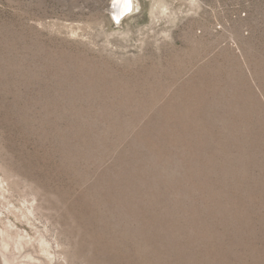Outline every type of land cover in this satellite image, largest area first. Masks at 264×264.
Wrapping results in <instances>:
<instances>
[{"label": "rangeland", "instance_id": "374dc122", "mask_svg": "<svg viewBox=\"0 0 264 264\" xmlns=\"http://www.w3.org/2000/svg\"><path fill=\"white\" fill-rule=\"evenodd\" d=\"M0 0V264H264V0Z\"/></svg>", "mask_w": 264, "mask_h": 264}, {"label": "bare ground", "instance_id": "6f19581e", "mask_svg": "<svg viewBox=\"0 0 264 264\" xmlns=\"http://www.w3.org/2000/svg\"><path fill=\"white\" fill-rule=\"evenodd\" d=\"M132 0H112L110 11L117 22L123 20L124 16L133 10Z\"/></svg>", "mask_w": 264, "mask_h": 264}, {"label": "built area", "instance_id": "2783aa9c", "mask_svg": "<svg viewBox=\"0 0 264 264\" xmlns=\"http://www.w3.org/2000/svg\"><path fill=\"white\" fill-rule=\"evenodd\" d=\"M132 12V11H131Z\"/></svg>", "mask_w": 264, "mask_h": 264}]
</instances>
